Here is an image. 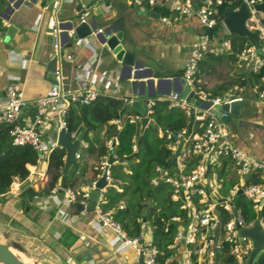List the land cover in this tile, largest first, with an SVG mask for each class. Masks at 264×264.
Listing matches in <instances>:
<instances>
[{"label":"crops","instance_id":"obj_1","mask_svg":"<svg viewBox=\"0 0 264 264\" xmlns=\"http://www.w3.org/2000/svg\"><path fill=\"white\" fill-rule=\"evenodd\" d=\"M53 1L0 0V94L12 79L19 84L22 98L29 102L51 87L52 77L47 66L52 57V37L47 33L46 20L52 12ZM57 1L61 53L71 54L81 64L75 67L72 61H61L64 85L71 88L92 85L100 96L111 95L122 101L126 98L129 106L134 99L145 103L150 98L167 96L161 93L168 86L166 79L181 75L192 43L196 35L203 31L193 14L181 15L168 24L160 20V16L171 14L169 8L173 0H155L153 6L159 7L157 18L149 15L151 9L145 3L136 4L134 0H103L97 16L93 15V10L99 0ZM191 1L194 5L200 3V0ZM162 12L167 13L162 15ZM82 14L87 22L95 18L97 28H101L104 35L108 28L116 24L123 33L119 43L125 51L132 53L136 65L131 69L124 66L112 50L102 43L100 33L88 36L100 49L95 56L77 42L70 33L73 28L69 23L73 21L77 24ZM169 85L178 87L173 80ZM243 87L240 114L235 117L239 120L233 122L234 116H231L225 123L228 140L264 161V101L257 97L255 87ZM28 114L22 112L18 117L20 122H24ZM108 122L120 127L118 119ZM246 124L257 125L261 130ZM187 127L197 130L198 123L191 121ZM104 131L103 128L89 135H96L101 141L104 140ZM258 132L262 138L256 142L254 138ZM82 159L86 165L85 171L74 188H84L100 177L93 171L96 162L94 155L84 153ZM43 168L44 164L36 166L39 170ZM44 182L38 180L34 189ZM104 186L106 188L108 185ZM114 187L117 191L121 190L116 184ZM17 194H4L0 202V236L3 242L19 243L23 248L22 253L33 264H140L139 253L131 246L124 245L116 232L102 226L93 212L79 210L77 203L65 201L60 195L49 194L36 196L29 210L24 211ZM67 230L74 238L69 235L62 237ZM142 235L150 237L147 226L143 228Z\"/></svg>","mask_w":264,"mask_h":264},{"label":"built area","instance_id":"obj_2","mask_svg":"<svg viewBox=\"0 0 264 264\" xmlns=\"http://www.w3.org/2000/svg\"><path fill=\"white\" fill-rule=\"evenodd\" d=\"M136 4L145 3L149 9L155 4V0H134ZM263 0H241L247 14L244 18L246 29L257 34L259 47L263 52L258 54L253 42L245 43L239 53H236V61L242 63L244 68L252 70L263 69L262 82L264 84V11L258 10L256 4ZM232 0H200L198 5H194L191 0H173L170 5V15L160 16L164 23H170L181 15H195L203 31L196 35L192 43V49L187 61L182 69L181 76L185 85L189 87L192 94L198 96L200 100L212 104L230 102L232 100L242 101V85L228 87L222 94H210L195 84V73L199 60L206 51L213 53L231 52L230 39L226 35L220 39L218 47L210 45V41L216 37V32L206 33L204 28L217 27L225 29L223 16L219 15V7L226 5L230 10H237L239 6L231 7ZM51 14L46 20L47 33L52 37V56L55 57L54 70L52 71L51 87L43 94L37 96L31 102L22 98L19 84L9 80L0 94V128L9 125L8 134L14 145H28L37 152L35 164H26L28 175L25 179L14 177L10 182L6 194H16L23 187L25 181H31L33 186L39 181L47 180L48 156L51 150L60 146L57 143V135L64 132L73 140L78 132L69 130L67 124V114L71 106L75 104H88L94 101L100 94L92 85L80 88L65 86L61 71V61L63 59L72 61L75 67L81 66L77 60L69 53H61L60 24L56 18L58 11V1L51 3ZM87 22L84 14L80 15L78 23ZM218 23L220 27H218ZM101 28H96L89 35L83 38H76L77 42L83 44L91 51L92 55L99 53V47L94 45L88 36H95L100 33ZM73 35V29H71ZM1 34V31H0ZM263 56V57H262ZM256 95L264 101V85L256 88ZM111 96V95H104ZM156 100H167L170 107H179L192 120L198 122L200 130H193L191 127L182 126L177 130L163 129L156 127V135L159 138L169 140L168 148L172 158L174 152L175 164L171 169L167 166L156 164L153 168L154 175L150 178V183L156 185L163 182L169 186L170 199L178 203V208L185 213L186 223L177 228L174 243L181 245L178 264H192L193 256L197 264H211L216 249L222 244H228L229 253L234 259V264H244L249 253L250 242L246 237L238 234V229L250 226L253 221L246 222L233 205V198L240 193L246 199L252 201V208L256 211L261 200H264V161L255 158L246 151L233 145L228 140L226 124L210 111V106L204 108L188 102L177 94L167 95L165 98H150L144 103L145 115L149 118L152 106ZM123 101L127 104L126 98ZM28 112L24 122H20L19 114ZM221 115H225L222 113ZM131 121L140 120L137 113L130 116ZM117 143L115 136H109L104 144L106 152L97 161V176L104 175L106 185L115 186L110 175L109 156L112 148ZM87 143L80 140L78 148H85ZM135 149V142L131 145ZM74 159L82 158L79 149L74 152ZM195 162L188 169L189 162ZM229 161L232 176L235 180L226 193L221 192L223 177L217 176L215 167L219 165L220 159ZM121 163H124L123 161ZM44 164L42 170L36 166ZM32 166V167H31ZM30 167L32 169H30ZM259 176L260 181L248 182L250 175ZM96 180H93L84 188H71L56 185L49 191V195H60L65 201L85 205L89 200V193L94 188ZM105 186L100 188V194ZM100 194L98 196L94 210L96 220L105 227L116 232L124 245L131 246L136 252L142 254L143 264H159L157 256L158 249L150 241V238L139 236H127L119 222L112 218L110 211L103 212L99 208ZM122 205H118L121 208ZM221 208L229 214V218L220 225V218L217 209ZM173 220H179V216H172ZM264 229V222L258 218Z\"/></svg>","mask_w":264,"mask_h":264},{"label":"trees","instance_id":"obj_3","mask_svg":"<svg viewBox=\"0 0 264 264\" xmlns=\"http://www.w3.org/2000/svg\"><path fill=\"white\" fill-rule=\"evenodd\" d=\"M241 0H232L231 7L239 6ZM226 5L219 7V15L228 9ZM167 12H162V15ZM218 27L220 24L218 23ZM231 52L213 53L206 51L199 60L196 73L195 84L208 91L210 94H222L228 85L235 82L237 85L260 88L262 82L263 69H249L240 72L238 77L229 82H222L206 88L201 84V78L209 74L222 62L233 63L236 60V53H239L244 44H250L251 39L229 33ZM263 57V56H262ZM137 114L128 104L121 99L112 96H100L88 104H75L70 107L67 114V124L69 130L78 132L83 126L81 140L87 143L85 148H78L82 157L84 153L94 155L95 164L93 171L98 173L97 161L106 152L105 140L109 136H115L117 143L112 148L114 160L109 165L110 175L113 183L121 190L117 191L114 186L108 185L100 194L99 208L103 212L110 211L112 218L119 222L127 236H139L144 227L150 230V241L158 249L157 262L159 264H178L181 245L174 243V236L179 226L186 223L185 213L178 208V203L170 199L169 186L163 182L156 185L150 183V178L154 175L153 168L156 164L167 166L171 169V152L168 148L169 140L159 138L156 135V127L169 130H177L182 126H188L192 120L179 107H170L167 100H156L149 115L155 127L145 126L142 132L139 131L138 121H131L130 116ZM118 119L120 127L108 121ZM195 122V121H194ZM198 123V122H196ZM9 125L0 128V202L6 194L10 182L14 177L25 179L28 175L26 164H35L37 152L28 145H14L8 134ZM105 129L104 140H99L93 134L100 129ZM198 127L197 130H200ZM135 142V149L131 145ZM65 150L62 146L54 147L48 156L47 180L37 189H34L31 181H25L19 190L18 196L23 210L28 211L31 202L36 196L49 194L52 187L61 185L63 187L74 188L77 179L85 171L84 159H74L65 176L64 182L60 183L61 170L64 161ZM194 157L187 169L195 162ZM124 163H121V162ZM220 164L215 167L217 176L223 177L221 192L226 193L235 182L229 161L221 158ZM249 182L260 181L259 176L250 175L247 177ZM122 205L121 208L118 205ZM233 205L239 210L246 222L260 218L264 222V201L258 205L255 211L252 208V201L246 199L240 193L233 198ZM146 208V213L142 216L141 211ZM222 225L229 214L221 209H217ZM179 216V220H173L172 216ZM72 236L69 231L62 235ZM40 238H42L40 236ZM47 243V241H45ZM52 247V246H51ZM197 264L195 256L193 263ZM205 264V263H202ZM211 264H234V259L229 253L228 244H222L215 250ZM252 264H264V251L260 252Z\"/></svg>","mask_w":264,"mask_h":264},{"label":"water","instance_id":"obj_4","mask_svg":"<svg viewBox=\"0 0 264 264\" xmlns=\"http://www.w3.org/2000/svg\"><path fill=\"white\" fill-rule=\"evenodd\" d=\"M131 1V0H129ZM103 0H99L96 6V9L93 10V15L97 16L100 12V4ZM136 7V6H135ZM256 8L258 10L264 11V0L261 3L256 4ZM247 14V10L244 4H241L237 10H230L226 9L223 13V24L229 33H235L244 37H247L252 40L255 50L258 54L262 55L263 52L259 47V41L257 34L253 31L246 29L244 26V18ZM150 16L155 18L159 15V7L152 6L150 12ZM69 26L73 28V37L76 38H83L90 34V32L97 28L96 19L94 18L92 22H80L75 23L71 21ZM219 29L217 27L211 28H204L206 33H212ZM10 34V31L8 30ZM102 36V43L109 47L112 52L115 54L116 58L121 60L124 66L128 68H133L137 61L133 59L132 53L125 51L119 41L122 38V31L117 29V25L114 24V27L108 28L107 33L104 35L101 33ZM55 65V57L52 56L51 59L48 61L47 70L50 72L51 77H53L52 71L54 70ZM157 80H163V78H157ZM168 82L167 88L161 92L164 95H172L177 94L181 98H185L188 102L199 105L204 108H208L211 103L205 102L200 100V98L189 90V87L185 85L184 79L181 75H174L170 78L166 79ZM173 80L178 84L177 88H173L169 85V82ZM152 93L149 95L151 96ZM143 96V94H141ZM130 106L134 109L139 115V131L140 133L144 129L145 126L155 127V123L151 118H148L145 115V106L144 102L140 99H134L130 102ZM210 111L217 116L223 123H227L231 116L237 117L240 114L241 109V101L239 100H232L230 102H222V103H215L210 106ZM225 113V115H221ZM20 115V114H19ZM84 130V126L78 131L76 138L71 140L68 135L64 132H60L57 135V143L62 146L65 150V156L63 161V166L61 170V178L60 183L62 184L65 180V176L70 168L74 160V152L78 149L79 141L81 140L82 132ZM177 151L174 152L171 162L172 165L175 164V155ZM114 158L109 156L108 163L110 164ZM106 185L104 175H101L95 182L94 188L89 193V200L85 205L77 204L76 207L79 210H84L87 212H92L96 205L98 196L100 194V188ZM264 200H261L262 203ZM146 213V208H143L141 211L142 216ZM238 234L240 238L246 237L250 242V249L249 253L246 256L244 264H252L255 257L262 251H264V229L261 225V222L258 218H256L250 226L242 227L238 229ZM11 248H16L17 250H22V246L17 242H1L0 241V264H29L23 261L16 253L12 251ZM138 261L140 264H143L142 261V254L139 253Z\"/></svg>","mask_w":264,"mask_h":264},{"label":"rangeland","instance_id":"obj_5","mask_svg":"<svg viewBox=\"0 0 264 264\" xmlns=\"http://www.w3.org/2000/svg\"><path fill=\"white\" fill-rule=\"evenodd\" d=\"M226 35H227L226 34V31H225V29L223 27L221 29H218L217 32H216V37L210 41V45L211 46H214V47H218L219 42H220V39L222 37L226 36ZM243 71H247V69H244L242 63H239L236 60L233 63L222 62L221 64L217 65L214 68V70L211 71L209 74L204 75L201 78L200 81H201V84L204 85L206 88H212L213 86H215L217 84H220L222 82H226L227 83L229 81H232L233 79H235V78L238 77V74L240 72H243ZM235 85H237V84L235 82H233L231 85H228V87H233ZM233 118H232L233 119V122H236L237 123L239 119H236L235 117H233ZM256 124H258V122ZM246 125H248V124H246ZM249 125H248V127H251L252 126L254 128H257L258 130H261L260 129L261 127H258L257 125L256 126L253 125V124L251 126H249ZM227 127L229 128V132L232 133L233 130H231V127H230L229 124L227 125ZM257 134L258 135L254 138L256 142L259 141L262 138L260 132H258ZM251 141H252L251 143L254 142L253 139H251ZM247 143H250V142L248 141ZM0 241L3 242L1 236H0ZM11 249L22 260H24L25 262H27L29 264H33L32 261L29 258H26L24 256V254L22 253L23 250H17L16 248H11Z\"/></svg>","mask_w":264,"mask_h":264},{"label":"bare ground","instance_id":"obj_6","mask_svg":"<svg viewBox=\"0 0 264 264\" xmlns=\"http://www.w3.org/2000/svg\"><path fill=\"white\" fill-rule=\"evenodd\" d=\"M24 261V260H23Z\"/></svg>","mask_w":264,"mask_h":264}]
</instances>
